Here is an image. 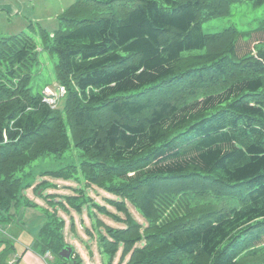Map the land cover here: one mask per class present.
Returning <instances> with one entry per match:
<instances>
[{
  "label": "trees",
  "instance_id": "16d2710c",
  "mask_svg": "<svg viewBox=\"0 0 264 264\" xmlns=\"http://www.w3.org/2000/svg\"><path fill=\"white\" fill-rule=\"evenodd\" d=\"M243 1L264 5L75 0L52 36L40 34L65 89L54 106L31 91L34 39L0 37V223H11L25 168L73 146L78 166L44 174L79 172L116 198L82 200L89 218L122 225L95 215L110 262L264 264V20L251 33L202 31ZM81 198H66L79 214ZM61 227H44L39 256L72 264L59 256L70 247Z\"/></svg>",
  "mask_w": 264,
  "mask_h": 264
},
{
  "label": "rangeland",
  "instance_id": "374dc122",
  "mask_svg": "<svg viewBox=\"0 0 264 264\" xmlns=\"http://www.w3.org/2000/svg\"><path fill=\"white\" fill-rule=\"evenodd\" d=\"M74 2L75 0H0V37L26 33L37 45L39 57L38 66L32 74L33 94L45 92L43 90L45 87H48L49 91L58 93L61 87L55 75L56 56L43 48L40 34L44 31L52 36L59 27L60 15ZM2 5L6 7H1ZM262 20H264V5L254 7L251 2L243 1L233 4L228 16L203 22L202 31L205 34H214L234 27L241 33H251L258 29ZM80 160L79 151L71 146L62 157L49 155L25 168L21 174L23 187L20 190L19 203L8 211L11 223H0V264H35L29 255L38 259L40 264H44L39 256V253H42L39 234L44 227L53 224L56 220L63 222L61 227L63 242L73 249L78 256L79 264H119V254L110 262L109 257L99 251L97 246L99 231L95 215L114 227H122V225L113 224L98 212L95 215L91 212L89 218L87 205H83L82 201L85 199L88 202L90 198L96 204L105 206V199L116 198L102 189L87 185L79 172L66 179L52 178L44 174L61 168L66 169L72 165L78 166ZM43 181L46 183L45 189L41 187ZM39 187H41L40 191L36 192ZM78 192L81 193L78 195H82V198L73 203H82V214L69 206L66 199L78 196ZM128 207L132 215L142 222L134 209L130 205ZM73 223L75 226L72 231ZM52 260L51 254L48 256V262L53 264Z\"/></svg>",
  "mask_w": 264,
  "mask_h": 264
},
{
  "label": "built area",
  "instance_id": "2783aa9c",
  "mask_svg": "<svg viewBox=\"0 0 264 264\" xmlns=\"http://www.w3.org/2000/svg\"><path fill=\"white\" fill-rule=\"evenodd\" d=\"M48 89V87H46L44 90H45V92L43 91V95H44V98H43V100L46 102V103H48L49 105H55L56 104V102H57V100H58V98L59 97H61V96H63V94H64V88L63 87H59V89H58V93H54L52 90L51 91H49V90H47ZM57 97H56V96ZM51 254L49 253V252H46L45 253V255L44 256H41V259L43 260V263L44 264H51V263H49L48 262V256H50Z\"/></svg>",
  "mask_w": 264,
  "mask_h": 264
},
{
  "label": "water",
  "instance_id": "95a60500",
  "mask_svg": "<svg viewBox=\"0 0 264 264\" xmlns=\"http://www.w3.org/2000/svg\"><path fill=\"white\" fill-rule=\"evenodd\" d=\"M59 256H60L62 259L66 260L67 262H71L72 264H75V263H76L75 261H72L73 251H72V249H71L70 247H68V246L64 247V248L61 250Z\"/></svg>",
  "mask_w": 264,
  "mask_h": 264
},
{
  "label": "crops",
  "instance_id": "0c3cea01",
  "mask_svg": "<svg viewBox=\"0 0 264 264\" xmlns=\"http://www.w3.org/2000/svg\"><path fill=\"white\" fill-rule=\"evenodd\" d=\"M1 7H6V5H2ZM29 258L35 263V264H40L39 260L32 257V255H29Z\"/></svg>",
  "mask_w": 264,
  "mask_h": 264
}]
</instances>
